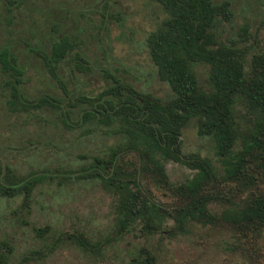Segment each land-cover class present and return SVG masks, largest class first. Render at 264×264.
Listing matches in <instances>:
<instances>
[{
    "label": "rangeland",
    "instance_id": "1",
    "mask_svg": "<svg viewBox=\"0 0 264 264\" xmlns=\"http://www.w3.org/2000/svg\"><path fill=\"white\" fill-rule=\"evenodd\" d=\"M227 1L233 15L220 20L215 32L219 40L246 48L247 69L251 55L264 51V0ZM166 17L158 0H0V46H10L19 57L24 71L21 93L28 101L50 94L61 103L60 109L29 105L13 110L9 92L0 89V184L11 187L43 176L27 207L20 194L0 195V264H127L140 247L152 253L153 264H264V227L239 231L222 220L219 225L193 221L178 231V197L141 178L144 197L161 211L153 212L152 222L147 215L137 218L119 234L115 198L99 181L77 178L92 155L106 156L119 140L110 127L94 128L80 120L85 107L77 100L81 95H96L114 77L162 100L172 96L147 47L149 33ZM61 34L73 38L85 62L81 71L68 57L60 62L63 86L30 50H48ZM206 73L200 67L201 79ZM2 82L0 77V87ZM238 109L243 114L242 107ZM181 140L184 153L207 157L222 168L213 140L197 134L194 120L183 128ZM166 171L175 185L195 172L173 161L166 163ZM244 196L239 193L232 201L211 198L206 206L221 218ZM39 228L48 233L37 236ZM78 232L98 242L100 249H86L67 237L57 242L59 235Z\"/></svg>",
    "mask_w": 264,
    "mask_h": 264
},
{
    "label": "trees",
    "instance_id": "2",
    "mask_svg": "<svg viewBox=\"0 0 264 264\" xmlns=\"http://www.w3.org/2000/svg\"><path fill=\"white\" fill-rule=\"evenodd\" d=\"M158 1L167 17L149 33L147 47L159 79L169 85L173 94L162 100L112 77V84L96 95H81L77 100L85 107L80 120L94 128L110 127L119 140L106 156L92 155L77 178L99 181L112 194L119 234L137 218L147 215L152 222L153 212L161 211L144 197L138 182L141 178L178 197L180 205L174 215L178 231H185L193 221L219 225L221 220L239 231L260 230L264 227V51L253 53L246 69V48L219 40L217 23L229 21L233 15L227 0ZM75 46L70 35L61 34L48 50H30L42 58L50 77L63 86L57 71L60 62L68 57L79 71L85 63ZM18 58L10 46H0V89L9 92L10 107L60 109L59 99L50 94L36 101L26 100L20 91L24 71ZM200 67L207 71L204 79L199 75ZM192 120L199 136L213 140L222 168L207 157L183 152V128ZM169 161L182 163L195 172L175 185L166 171ZM27 179L11 187L0 184V195L20 194L22 206L27 207L43 176ZM239 193L245 194L244 199L221 218L212 215L206 206L211 198L232 201ZM35 232L39 237L48 233L43 228ZM65 237L86 249H100L98 242L86 239L83 232L59 235L57 242ZM153 260L152 253L140 247L127 264H153Z\"/></svg>",
    "mask_w": 264,
    "mask_h": 264
}]
</instances>
